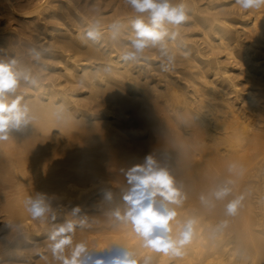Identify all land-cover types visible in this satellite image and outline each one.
Wrapping results in <instances>:
<instances>
[{"label": "bare ground", "instance_id": "6f19581e", "mask_svg": "<svg viewBox=\"0 0 264 264\" xmlns=\"http://www.w3.org/2000/svg\"><path fill=\"white\" fill-rule=\"evenodd\" d=\"M183 2L189 18L169 26L166 48L125 60L131 22H147L126 0H0V63L18 74L9 98L29 118L0 141V264H60L52 245L65 238L60 255L84 243L86 264L124 250L136 264H264V7ZM150 155L181 193L165 202L171 235L196 220L180 255L143 247L114 215ZM29 196L42 216L26 211Z\"/></svg>", "mask_w": 264, "mask_h": 264}, {"label": "clouds", "instance_id": "9594fccd", "mask_svg": "<svg viewBox=\"0 0 264 264\" xmlns=\"http://www.w3.org/2000/svg\"><path fill=\"white\" fill-rule=\"evenodd\" d=\"M131 7L140 14L147 15V22L143 15L131 22L134 34L130 49L125 51V60L136 59L146 49L159 46L166 48V38L171 35L174 39L178 33L169 31V26L177 28L188 20L186 4L181 0L179 4H173L172 0H126ZM240 10H258L264 7V0H235ZM88 37L99 39V32L95 29L88 32ZM20 87V78L13 72L8 64L0 63V141L10 138V133L22 131L29 123L27 105L22 103V98L17 96L9 98V94L15 93ZM146 165H138L129 170L127 179L132 185L130 190L122 196V200L128 206L121 216L120 211L114 215L118 220L131 225L135 234L143 241V247L155 252H171L180 255V249L188 244L194 234L196 220L189 218L178 230V235L173 236V221L177 212L168 207L165 202L181 203V193L175 187L174 179L163 168L154 166L153 158L146 157ZM229 194V189L223 188L215 192L217 199H222ZM111 194H108L110 197ZM157 197L161 198L159 201ZM31 207H26L33 218L42 216L46 209L39 201L33 202L29 196L27 202ZM240 204V199L233 200L227 205V213L234 215ZM79 211V209H76ZM72 223L59 228L60 233L72 230ZM55 234H53V239ZM71 243L70 238L60 240L52 245V251L60 264H86L89 257L84 243L77 244L70 257L60 255V250ZM95 264H104L102 259L95 260ZM114 264H136L133 254L124 250L122 256L115 258ZM144 264H148L145 261Z\"/></svg>", "mask_w": 264, "mask_h": 264}, {"label": "rangeland", "instance_id": "374dc122", "mask_svg": "<svg viewBox=\"0 0 264 264\" xmlns=\"http://www.w3.org/2000/svg\"><path fill=\"white\" fill-rule=\"evenodd\" d=\"M80 1H82V0H80Z\"/></svg>", "mask_w": 264, "mask_h": 264}]
</instances>
